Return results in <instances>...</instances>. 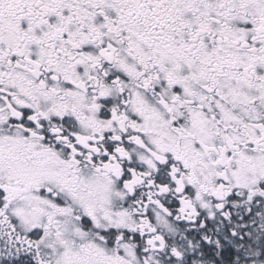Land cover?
I'll use <instances>...</instances> for the list:
<instances>
[{"label":"snow or ice","instance_id":"6c2138e0","mask_svg":"<svg viewBox=\"0 0 264 264\" xmlns=\"http://www.w3.org/2000/svg\"><path fill=\"white\" fill-rule=\"evenodd\" d=\"M0 264H264V0H0Z\"/></svg>","mask_w":264,"mask_h":264}]
</instances>
